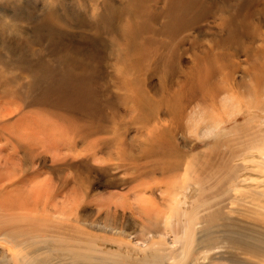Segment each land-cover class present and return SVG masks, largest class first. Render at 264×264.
<instances>
[{"label": "rangeland", "instance_id": "1", "mask_svg": "<svg viewBox=\"0 0 264 264\" xmlns=\"http://www.w3.org/2000/svg\"><path fill=\"white\" fill-rule=\"evenodd\" d=\"M166 1L160 0L153 13L163 12ZM202 1L205 2V0ZM208 1L205 3L201 0L199 3L196 2L198 6L202 3V6H196V12L190 13L191 16H189L193 17V20L189 17L191 21L187 20V23L183 22L182 25L174 29L175 33L172 32L171 37L142 33L141 40L129 42L128 39L131 35H124L121 30L112 33L95 32L94 24L97 18L93 14L102 12L104 3H108L111 13H118L127 0H0V59L8 63L9 61L13 62L12 64L15 65L21 66L28 63L30 61L28 55L32 49L39 51L44 47H49L60 53L62 47L71 45V52L80 50L106 54L107 61L115 67L117 64V68L120 69L118 72H123L121 76L124 75L127 80H131L133 75L127 68V65L131 63L129 61L131 48L134 45L140 47L145 45L149 48V42H153L152 48L160 54L158 56L161 59H159L156 68L151 70L152 73H149L148 78L146 77L147 92L141 91V94L149 98L152 101L151 104L157 102L160 105V120L163 125H171V137L168 136L169 130L164 131L163 128H159L158 131H160L155 135L160 137H158L159 140L148 142L144 138H137L132 154L138 156L142 147L152 146L151 148H154V146L161 145L163 150L171 149V157L174 155L171 161L175 160L176 150L194 158L192 174L189 179H185L183 172L174 178H165L160 174H155L151 180H143L145 182H139L141 184H130L129 180L134 179L136 174H127L125 168H122L123 165L128 166L130 163L122 161L118 156L116 157L118 159L114 158L102 163L99 161L102 156L101 158L99 156V159L95 163L93 162L95 171L90 176L93 187L89 199H83L84 202L82 200L80 204L78 202L80 188H76L77 185L73 182L78 176H86L87 171L84 167L78 169L77 172L67 168L66 176L71 177L73 188H76L78 192L71 190V192L60 195L59 188L64 174L54 169L56 167L54 163L55 149L59 147L65 149L69 145L70 138L59 140L57 120L55 118L47 119L50 123L49 129L41 132L43 135L41 137L44 138H40L41 142H39L38 135L35 137L33 130L30 132V141L38 142L36 147L44 151L42 153L43 160L27 164L24 167L27 169L23 176L8 189L9 194L14 197L13 205L20 206L19 204H22L24 198L25 202H28L29 199L28 205H26L27 202L25 204L28 206V211L33 216H41L43 225L51 228L49 236L44 235L43 238L53 242V236H58L59 232H63L58 229L59 225L66 224L67 226L69 224L89 233L96 240V244L103 247L104 251H114L116 244L121 245L125 255H127L126 252H129V257L134 258L133 260L135 258L138 260L148 254L153 248V241L162 238L170 248L179 249L181 246L175 243L174 234L165 230V225L168 222H173V224L175 222L174 229L181 231L182 223L179 227L177 222L180 220L178 221L177 217L171 219V210L176 206L174 202L179 200L178 204L184 200L186 189H195V177L197 176L195 170L205 162L207 165L205 173L207 190L204 200L208 202L215 200L214 204L218 203L221 210L229 216V222L232 218L233 221L245 223L250 227L255 222L256 230L262 232L261 236L264 237V157L260 154L264 152L262 151L264 150V12H261L264 10V0ZM206 3L207 6H205ZM199 8H201L200 11L205 9L206 13L205 11L200 12ZM235 9L238 14L236 12L234 14L238 17L232 16ZM252 11L255 12L254 15L249 14ZM203 12L204 14H202ZM245 15L249 18L247 19ZM195 18L199 21L194 20ZM128 19H122L123 27L127 25V22L130 23ZM230 22H232V27ZM166 23V20L161 18L152 26L156 30H160ZM185 24L186 26H183ZM225 24L230 25V28ZM233 24L235 25L233 26ZM239 25L240 27L244 26L240 28ZM25 51L29 54L26 55ZM252 55L257 56L252 57ZM23 56L26 58L21 59V62L19 59ZM125 62H127L126 66L123 65ZM212 64L214 68L211 66ZM200 68L203 69L202 71L208 72H202ZM212 70L215 72L213 73ZM218 70L221 72H216ZM209 72L214 76H211ZM205 75H209L208 79L203 78ZM225 76L228 77L225 78ZM190 77L194 79L192 80ZM139 79L138 75L135 80ZM203 79L204 81L206 79L205 83ZM258 79L262 80L259 81V84ZM193 81L194 83H192ZM217 81L218 83H216ZM135 82L138 83V81ZM214 84L215 86L217 84L219 88H213ZM207 86L209 89L211 88L212 92L219 91L215 106L210 102L206 104L203 101L204 97L199 96V93L203 94V88L204 92L207 91ZM225 86L226 88H224ZM182 87L184 89L186 87L185 94L189 92L187 88L190 89V94L185 95ZM133 94L135 95V93ZM133 94L130 93L131 97L134 96ZM150 100L145 102L146 107L151 105ZM176 115L179 127L174 122ZM145 131V135L150 133L146 129ZM53 134L55 135L53 136ZM134 134V131L130 132L131 136ZM130 135L129 137H131ZM228 141L230 143L235 141L232 148L227 146ZM157 142L160 145L156 144ZM174 142L175 144H173ZM82 147L78 148V151H81L80 158L75 159L78 162L85 157H91L88 149L82 150ZM8 148L9 145L1 140L0 150L5 152ZM172 150H174V154ZM232 153H235L237 157H231ZM2 159L0 158V178L5 173L6 176L10 175L8 170L2 169V164H4ZM108 168L111 171L105 173L103 169ZM236 175L238 177H236L237 182L235 181L237 184L235 182L233 184L232 181ZM23 179H25L24 182H22ZM49 179L51 180L49 181ZM246 179L245 183L242 182ZM46 181L49 182L47 185ZM232 184L238 186L239 189L235 191ZM173 185L180 186L179 193L178 191L171 192ZM47 188L50 193L46 190ZM227 190L228 192H226ZM17 193L20 195L18 196ZM22 194L26 196L23 197ZM0 199L2 201L1 197ZM196 200L197 197L194 194L188 211L194 209ZM232 210L237 213L234 214ZM249 217L255 221L250 222L251 219H247ZM153 220H158L159 224L156 228L151 225ZM222 230L224 231V228ZM227 230L231 232L232 228L227 227ZM226 233L228 232L226 231ZM221 235L217 234L216 238ZM86 244L87 242H84V246ZM13 247L0 240V264H14V262L17 264L16 257L19 251L13 250ZM215 247H221V249L223 247V249L219 248L215 251L216 253L212 252L209 256L215 255L213 258H217L215 260H218L219 264H230L231 256L237 260L249 261L250 264H264L259 263L258 260L247 258L236 249H229L228 245L223 244L220 239H217ZM57 253L55 252V256L59 255H56ZM52 255L54 256V253ZM61 263L71 264L66 259Z\"/></svg>", "mask_w": 264, "mask_h": 264}, {"label": "bare ground", "instance_id": "2", "mask_svg": "<svg viewBox=\"0 0 264 264\" xmlns=\"http://www.w3.org/2000/svg\"><path fill=\"white\" fill-rule=\"evenodd\" d=\"M199 1L200 0H167L165 9L161 13H153V10L157 9L156 7L160 3V0H127V3L118 13H111L108 3H104V10L102 12L98 14L93 13L97 18L94 29L95 32L103 31L106 33L121 30L124 35H131L128 39L129 42L141 40L142 33L146 35L161 34L171 37V33L174 32V29L182 25L183 22L187 23V20L191 21L193 17H190V13L196 12V6H198L197 3H199ZM206 1L208 0H205V2ZM201 2L204 1L201 0ZM201 4L199 6H202ZM205 6H207V3ZM201 8H199V11ZM202 11H205V9ZM235 12L237 13V10L232 13L233 15H230L238 17V15L236 16L234 14ZM261 12H264V10ZM252 13L249 12L251 15L255 14V12ZM202 14H204V12ZM245 17L247 16L245 15ZM123 18H129L128 20H130V23L127 22V25L124 27L122 25ZM161 18H164L167 23L164 24L160 30H156L152 24H155ZM230 18L232 17L230 16ZM230 18L228 19L231 20ZM248 18L249 17H247V19ZM194 20L197 21L196 18ZM230 23L232 27V22ZM235 24H233V26ZM183 26H186V24ZM226 26H228V24ZM228 27L230 28V25ZM181 28L183 29V27ZM59 30L61 31V29ZM152 45L153 42H149V48L145 45L141 47L134 45L131 48L129 59L131 63L127 65V68H129L130 73L133 75L131 80H127L124 75V77L121 76L123 72H118L119 68H117V64L115 67L107 61L108 57L106 54H97L94 51L85 52L78 49L77 52H71V45L61 46L62 51L60 53H57L49 47H44L46 50L40 49L39 51L32 49L30 54L25 51L26 55L29 54L28 57H30V61L21 66L0 59V142L4 140L5 143L9 145V148L5 152L0 150V158H5L2 159V161H4L2 169L4 171L8 170V174L10 173V175L7 174L8 176H6L5 173L0 178V183L2 182L0 184V197L2 198V201H0V240L14 246L13 250L19 251L16 257L17 264H60L64 259L69 260L71 264H219L217 262L218 260H215L217 258H213L215 255L209 256L210 253H216L215 251L217 249H221V247H215L217 239H220L223 244L228 245L229 249H236L247 258L249 257L258 260L259 263H264V237L261 236V234H263L262 232L256 230V224H254L255 220L251 217L247 218L251 219L250 222H254L252 227L242 222H235L232 218L230 220L231 222H229V216L221 210L218 203L214 204L215 200L212 202L204 200V195L207 190V182L205 179L207 170V165H205L206 162L204 164L201 163L198 169L195 170V172H197V176L195 177V189H186V194H183L184 200L178 204L177 202H179V200L174 202L176 206L171 210V219L177 217L178 221L180 220V222L176 221L179 227L180 223H182L181 231L179 232L174 229L175 222L174 224L173 222H168L165 225V230L174 234L175 243H178L181 247L174 250L166 244V241L162 237H160L162 239L155 242L153 241V248L150 252L138 260H136V258L135 260H133L134 258L131 259L129 257V252H126L127 255H125V252L119 244H116L117 246L114 251H104L103 247H99L95 242L96 240L91 237L89 233L73 225L70 226L69 224L67 226L66 224L59 225L58 229L63 232H59L60 235L58 236H53V242H55V245H53L51 240L43 238L44 235L49 236L51 228H47L43 225L41 216H33V214L28 211V206L26 205H28L29 199L28 202L26 201L27 204L24 198L22 201V204L24 202L23 205H13V203H15L14 197L9 194L8 189L14 186L16 181L23 176L27 169H24V167L27 164L37 163V161L43 160L42 153H44V151L36 147L38 142L30 141V132L33 130L35 137L38 135L39 142H41L42 139H44L41 137L43 136L41 132L49 129L50 123L47 119L53 120L55 118L57 120L59 140H67L70 138L68 141L69 145H67L65 149L61 147L54 148L56 153L54 160L56 167L54 169L64 174L61 187L59 188L61 192L60 195L71 192V190L72 192H78L76 188H80L78 201L80 204L83 199H89L90 191L93 187V181L90 179V176L92 172L95 171L93 162L95 163L97 159H99V156L100 158L102 156L99 160L102 163L103 161H111L117 156L122 161L130 163L128 166H122V168H125L127 174H136L134 179L129 180L128 183L130 184L139 183L143 180H151L152 176L155 174H160L165 178H174L183 172L185 179H189V176L192 174V161L194 158L189 157L185 153L176 150L177 158L175 157V160L171 161V158L174 157V155L171 157V149L163 150V147L157 142L156 144L160 146H154V148H151V145V147L147 148L141 146L142 148L140 147L141 151L140 153L138 152V156L132 154L134 143L137 138H144L148 142L159 140L160 137L155 136L160 131H158L159 128H163L164 131L169 130L168 136L171 137V125H163L160 120V105L157 104V102L151 104L152 101L141 94V91L147 92L146 77L148 78L151 70L156 68L157 64H159V59H161L159 58L160 54L152 48ZM259 54L262 55V53ZM254 56L255 55H252V57ZM23 58L24 56L19 60L22 62ZM126 63L127 62L123 63V65ZM211 66H213V64ZM109 70L113 71L110 72ZM202 70L203 69H201V71ZM214 72L215 71H213V73ZM216 72L221 71L218 70ZM138 75L140 79L135 80V78H138ZM209 75H205L203 78L208 79ZM211 76L214 75L211 74ZM192 77L190 78L192 79ZM226 77L228 76H225V78ZM206 79L205 81L203 79L204 83ZM135 81H138V83ZM194 81L192 83H194ZM208 81L210 82V80ZM259 81L260 79L257 80L258 84ZM216 83H218V81ZM203 87L205 86L203 85ZM214 87L219 88L217 84L216 86L214 84L213 88ZM224 88H226V86ZM208 89L204 92L205 89L203 88V94L199 93V96L202 95L204 97L203 101L206 104L210 102L211 105L215 106L217 104L219 91L217 93L213 91V93L211 88L209 89L210 91ZM185 90L186 87L183 92L184 94ZM187 91L189 92L186 94L189 95L190 89L188 90L187 88ZM130 93H135V95L133 94L134 96L131 97ZM195 93L196 92H194V94ZM149 100L151 105L146 107L145 102H149ZM185 100L186 98L184 101ZM174 122L175 125L179 127L177 115L175 116ZM145 129L150 131V133L145 135ZM132 131L135 132L133 136L130 135ZM54 135L55 134H53V136ZM129 135L131 137H129ZM111 136L115 137L111 138ZM234 143L235 141L231 143L228 141L227 146L232 148L231 146H233ZM167 144H169L168 141ZM173 144H175V142ZM81 146H83L82 150L88 149L87 151L91 153V157H85L82 161L78 162L75 159H79L81 156V151H78V148ZM173 152L174 150H172V153ZM260 154L264 157V152ZM235 156L237 157L235 153L231 154V157L234 158ZM130 165L132 167H129ZM81 167L86 169L87 175L75 178L73 183H76L79 187L76 186V188H73L74 184L71 181V177L69 178L66 176V170L70 168L74 172H77ZM103 170L105 173L111 171L109 168ZM68 172L70 173V171ZM36 176H38V174ZM115 177L118 179L117 176ZM234 177L233 181V178L231 179L233 184L237 182L236 180L238 178L237 175ZM24 180L25 179H23L22 182H24ZM50 180L51 179H49V181ZM245 181H247V179L242 182L245 183ZM47 182L48 181H46V185ZM233 187L235 191L239 189L236 185H233ZM46 190L49 191L48 188ZM177 191L179 193L180 186H171V192L176 193ZM226 192H228V190ZM194 194H196L197 197V200L194 202V209L188 211V206H190ZM19 195L20 194H18V196ZM72 195L74 196V194ZM24 196L26 195H23V197ZM35 202L37 203V200H35ZM68 203L70 204L69 200ZM34 206L31 207L34 208ZM232 211L234 214L237 213V211ZM32 212H35V210H32ZM157 221L158 220H153L151 223L153 228H156L159 224ZM227 227H231L232 231L229 232ZM223 228L224 231L222 230ZM226 231L228 233H226ZM217 234L222 235L216 238ZM84 242H87L85 246ZM55 252H58L56 255H59L55 256ZM52 253H54V256ZM57 260L58 262H56ZM229 262L230 264H250L249 261L237 260L233 256L229 258Z\"/></svg>", "mask_w": 264, "mask_h": 264}]
</instances>
